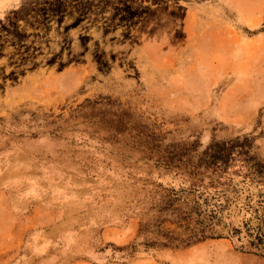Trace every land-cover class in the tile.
<instances>
[{"label": "rangeland", "instance_id": "374dc122", "mask_svg": "<svg viewBox=\"0 0 264 264\" xmlns=\"http://www.w3.org/2000/svg\"><path fill=\"white\" fill-rule=\"evenodd\" d=\"M263 193L264 0H0V264H264Z\"/></svg>", "mask_w": 264, "mask_h": 264}, {"label": "trees", "instance_id": "16d2710c", "mask_svg": "<svg viewBox=\"0 0 264 264\" xmlns=\"http://www.w3.org/2000/svg\"><path fill=\"white\" fill-rule=\"evenodd\" d=\"M264 195V193H263ZM257 210V209H256ZM256 224H251V219H248L244 223V228L249 232V236H254V239L250 241L252 245H260L264 249V214H255ZM201 238H205V235L200 234ZM162 245H168V243L161 242Z\"/></svg>", "mask_w": 264, "mask_h": 264}]
</instances>
